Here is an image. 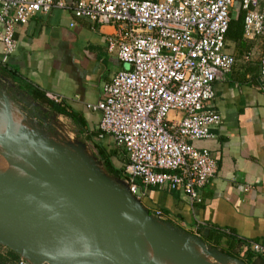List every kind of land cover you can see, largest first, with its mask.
I'll list each match as a JSON object with an SVG mask.
<instances>
[{
    "label": "built area",
    "instance_id": "1",
    "mask_svg": "<svg viewBox=\"0 0 264 264\" xmlns=\"http://www.w3.org/2000/svg\"><path fill=\"white\" fill-rule=\"evenodd\" d=\"M238 6L246 12L245 37L264 38V0H75L69 7L65 0H0L1 61L8 63L18 50L17 27L53 8L116 25L109 50L128 68L87 109L101 114V137L111 136L125 150L131 195L141 186L169 187L197 202L199 190L219 172L210 150L194 142L212 139V128L222 124L209 103L216 97L215 84L236 63L227 53L226 36ZM261 77L264 93V48ZM248 245L264 257V244Z\"/></svg>",
    "mask_w": 264,
    "mask_h": 264
},
{
    "label": "crops",
    "instance_id": "2",
    "mask_svg": "<svg viewBox=\"0 0 264 264\" xmlns=\"http://www.w3.org/2000/svg\"><path fill=\"white\" fill-rule=\"evenodd\" d=\"M74 1L65 0V3L69 7ZM238 8L233 10V16L238 14ZM118 29L116 25H98L88 18H77L70 9L60 8H53L48 14H36L28 24L18 26L19 45L8 61L10 72L0 73V83L10 94L7 96L0 88L5 101L0 102V107L5 117L17 125H52L51 117L58 120L59 125L67 121V117L54 114L35 99L34 94L40 92L65 101L84 116L91 131L101 134V114L88 110L87 105L101 101L104 86L119 71L128 68L119 60L117 52L109 50V39ZM2 31L0 24V33ZM263 48L261 36L246 38L244 34L239 46L227 41V53L234 56L236 63L232 71L215 84L216 97L209 103L222 116V124L212 128V139L194 142L196 147L209 149L219 166L216 177L199 190L200 201L192 202L186 193L169 187L141 186L134 196L128 191L127 180L120 183L124 195L139 208L152 217L160 211L161 218H156L167 228L195 242L201 241L230 264L242 263L221 254V248L240 256L244 264H264L262 256L254 253L245 256V247L239 243L233 248L222 243L220 249H216L204 236L209 230H215L243 241L264 244ZM2 54L0 42V61ZM11 72L16 75H10ZM102 140L108 148L121 150L123 162L117 164L126 168L127 175L125 150L118 147L111 136H104ZM202 228L203 235L199 231ZM138 234L148 237L145 233Z\"/></svg>",
    "mask_w": 264,
    "mask_h": 264
},
{
    "label": "rangeland",
    "instance_id": "3",
    "mask_svg": "<svg viewBox=\"0 0 264 264\" xmlns=\"http://www.w3.org/2000/svg\"><path fill=\"white\" fill-rule=\"evenodd\" d=\"M0 102H5L1 93H0ZM0 111L1 107H0ZM4 116H6L5 112L2 111ZM10 120V119H9ZM33 121V120H32ZM39 122L38 120H36ZM15 126L14 122H12ZM24 131L30 133L32 136L31 138L34 140L35 144L33 146L36 147L37 150H33V152L28 153L26 151L27 148L32 147L30 143L21 135L17 133H13L3 125L0 126V177L6 176H16L22 172H27L30 174L36 175L38 180L35 182H41L39 179L41 176L48 177L47 170L43 169H30L26 168L27 165L22 162L20 158L25 161H47L50 167L56 171H58L62 177L52 175V180L54 185L57 187L59 191H65L67 193L68 190L70 191V186L77 187L76 183H80V188L83 192H88L96 201V208H98V203L100 202L103 206L104 213L106 215V219L108 221V225L118 232L128 235L132 238V240L142 248V250L146 253V255L150 258V260L154 264H183L178 256L174 253V251L160 238L152 233V230L149 232L152 233L151 238L146 236H141L138 233L140 230V225L135 223L136 219L138 222L142 223V219L145 221L146 219L140 214L141 219L135 218L132 220L131 217L133 214H129L127 212L118 211L117 213V206L114 202L107 201L104 199L100 194L96 191L91 189L89 185L95 184L100 187L102 191L106 192L97 181L93 178L94 175H99L106 179L107 183L109 184L110 188L114 190H118L123 193L121 188L123 187L122 184L118 181V179L110 176L103 166L97 162L93 158V153L89 149H84L80 151L83 155H85L89 162H87V166L84 165L77 153L74 150H71L67 144L72 143L78 146L76 133L74 132L75 126L71 122V120L61 121V125H59L58 120L54 123L52 122V128L55 129L56 134L53 135L49 133L47 130L43 129L40 125L34 124H22L20 126ZM39 148V149H38ZM35 149V148H33ZM15 150V153L13 152ZM78 152V151H77ZM42 153V158H41ZM18 154V155H17ZM30 154L32 156H30ZM27 155V156H26ZM52 155V156H51ZM20 156V158H19ZM39 156V157H37ZM37 159H36V158ZM66 162L68 164V169L64 168L63 163ZM120 164H118L119 166ZM20 172L9 174L7 173L10 170L20 169ZM79 175V177L75 174ZM7 173V174H6ZM20 178V177H19ZM97 178V177H96ZM26 181V178H21ZM64 180V181H63ZM68 180V181H67ZM72 182V183H71ZM69 184V185H68ZM62 185V186H60ZM47 185H43V188L46 189L48 192H51V189ZM3 190V189H2ZM3 193V192H2ZM53 197L52 200L48 198ZM126 200L123 203V199L121 198V205L126 207V209L130 208H137V205L133 204L132 201L125 195ZM1 198V197H0ZM111 198V197H110ZM112 199V198H111ZM62 201L68 202L62 196H52V195H41L38 194L36 191L24 190L20 187H15L12 192L7 190L4 198L3 204L6 208L10 209L16 218L21 217L23 220L22 222L33 223L31 225H42L47 221L54 219V218H62L66 217L64 208L62 207ZM113 201V199H112ZM2 203V201H1ZM139 209V208H138ZM78 210L85 212L87 211L85 208L81 206L79 202L72 201L70 211L72 216L78 213ZM123 215L126 217L120 216ZM28 215L31 218L36 220H43L48 219L46 221H35V222H27L29 219L25 216ZM127 215V216H126ZM68 216V217H69ZM130 217V218H129ZM128 218L130 219V223L132 225H136L139 230H135L131 228L129 225ZM100 219V218H99ZM155 227L159 230L164 232L169 239H171L172 244L180 246L183 250L192 258L194 264H230L229 261L225 259H220L219 261L215 262V259L208 257L204 251H202L201 246L195 242L194 239L189 237H183L182 235H178L174 233L171 229L167 228L163 223L162 220L157 219L155 216L152 217ZM19 220V219H18ZM21 221V220H20ZM147 221V220H146ZM43 222V223H42ZM30 225V224H29ZM144 230H148L143 228ZM143 231V230H140ZM144 232V231H143ZM172 234L175 238V241L169 236ZM157 237V238H156ZM154 239V240H153ZM188 252H187V251ZM14 255H19L20 259L30 260L33 264H55L53 260V255H46V254H29V253H19L13 248L3 244L0 242V260H2L6 264L14 263L16 259H14ZM214 261L208 260V258ZM45 262V263H44ZM60 264H82L81 262H77L73 259H66L64 262Z\"/></svg>",
    "mask_w": 264,
    "mask_h": 264
},
{
    "label": "water",
    "instance_id": "4",
    "mask_svg": "<svg viewBox=\"0 0 264 264\" xmlns=\"http://www.w3.org/2000/svg\"><path fill=\"white\" fill-rule=\"evenodd\" d=\"M2 125L13 133L21 134L30 143V145H32L31 149L36 148L33 146L35 142L31 138L32 135L24 131L20 127L21 125L15 126L0 111V126ZM77 147L79 149H83L82 144H78ZM94 176L98 178L102 188L106 191L108 196L113 199L114 204L118 208L117 213L120 210L122 212H127L128 215L141 214L143 218L148 221V225L152 229V233L163 240L174 251L183 264H194L192 258L181 247L172 244L171 239L154 226L153 221L155 220L152 219V216H150L148 211L139 208L138 206L137 208L126 209V207L121 205V198L123 199V203H125V195L118 190L110 188L104 177L99 175ZM18 177L26 178L27 183L38 180L36 175L27 172L18 174ZM39 179L42 183L46 184L49 189H51V192H48L43 188V186L39 185L36 189L38 194L62 196L67 200L79 202L81 206L90 214L100 218L101 226L94 228L88 227L82 218V212H78L75 216L67 218L63 222L55 225H26L25 222L18 220L10 209L7 211L0 206L1 243L13 248L19 253H29L30 255H53L73 259L77 262H81L82 264H154L142 248H140V246H138L130 236L121 235L109 237L108 221L100 202L98 203V208H94L92 200L82 194L77 187L70 186V192L67 193L65 191H59L51 178L41 176ZM16 183V179L12 178H3L0 180V186H3L4 189L9 192L14 190ZM131 201L133 203V200ZM120 216L124 217L123 215ZM69 227H73L77 233H84L88 244H77L76 242L64 237L62 235V231ZM176 233L180 234L179 232ZM180 235L185 236L183 234ZM196 242L202 247L204 253L208 257L220 260L218 253L208 250L206 246L201 243V241L196 240ZM29 261L31 262V259Z\"/></svg>",
    "mask_w": 264,
    "mask_h": 264
},
{
    "label": "trees",
    "instance_id": "5",
    "mask_svg": "<svg viewBox=\"0 0 264 264\" xmlns=\"http://www.w3.org/2000/svg\"><path fill=\"white\" fill-rule=\"evenodd\" d=\"M245 16H246V12L241 7L238 8V14L236 16L232 15L229 30L226 36L227 41H232L236 43L238 46L242 44L244 39ZM4 71L10 72V66L8 63H3L2 61H0V73ZM11 73L10 75L12 76L16 75L15 73L13 74ZM0 88L4 90V92L8 96H10L9 92L2 83H0ZM34 97L35 99L41 101L44 105L52 109L54 114L64 115L74 124L75 126L74 132L76 133L77 142L78 144L83 145V149H79L76 145L72 143H69L67 145L71 150H74L77 153V156L84 165L87 166V162L89 161L87 157L83 155L80 151L84 149H89L93 153V158L103 166V168L110 176L118 179V181L122 184L126 182L128 178L126 175V168L124 166L119 167L117 164L118 161L123 162L121 159L122 157L121 150H119L118 148L115 149L108 148L104 144L100 132L91 131L84 116L79 112L75 111L73 108H71L65 101L61 100V102H57L54 98H49L45 93H40V92H36L34 94ZM51 120L53 123L56 121V119L52 117ZM39 125L43 129L47 130L49 133L53 135L56 134V131L54 128H52L51 124L48 125V124L40 123ZM123 156H126L125 151L123 153ZM199 231L202 235L204 234L203 228L200 229ZM204 236L207 241L209 242L212 241L214 243V246L217 247L216 249H218L222 245V243L226 244L229 248H233L235 244L239 243L245 247V256L250 257V255L253 254L248 245L249 241H243L236 238L235 236L227 235L224 234L223 232H219L215 230H209L206 235L204 234ZM220 253L229 258L235 259L241 262L242 264L245 263V261L240 256H236L233 253L229 252L228 250L221 248ZM13 257L14 259H16V261L10 264H16L17 262L20 261L19 255H14ZM0 264H6V263L0 260Z\"/></svg>",
    "mask_w": 264,
    "mask_h": 264
},
{
    "label": "bare ground",
    "instance_id": "6",
    "mask_svg": "<svg viewBox=\"0 0 264 264\" xmlns=\"http://www.w3.org/2000/svg\"><path fill=\"white\" fill-rule=\"evenodd\" d=\"M33 150H37L36 148L35 149H30V148H27L26 149V151H28V153H31V152H33ZM18 155V154H17ZM27 156V155H26ZM30 156H32L31 154H30ZM41 158H42V153H41ZM52 156V155H51ZM37 157H39V156H37ZM19 158H20V156H19ZM36 158V157H35ZM21 160H22V162H24L26 165H27V167L26 168H30V169H43V171L44 170H47L48 172H47V174L46 175H48V178H51L52 179V175H54V176H58V177H62V175L58 172V171H56V170H54V169H52L51 167H50V165L47 163V159L43 162V161H41V160H39L38 162L37 161H34V160H32V161H25V160H23L22 158H20ZM37 159V158H36ZM62 163H63V166H64V168H66V169H68V164L66 163V162H63V161H61ZM22 168H20V169H15V170H10V171H8L7 173H9V174H12V173H16V172H20V170H21ZM6 173V174H7ZM78 177H79V175L77 174V172L75 173ZM3 178H12V179H16V181H17V183H16V187H20V188H23L24 190H30V191H36V189L39 187V185H41V186H43V185H46V184H44V183H42V182H35V183H27L25 180H23V179H21V178H19V177H16V176H6V177H0V180L1 179H3ZM80 178V177H79ZM95 181H97L98 182V184H100V182H99V180H98V178H96V177H94L93 178ZM64 181V180H63ZM68 181V180H67ZM72 183V182H71ZM74 184H77V187L78 188H80V183H75L74 182ZM69 185V184H68ZM101 185V184H100ZM60 186H62V185H60ZM47 187V186H46ZM63 187V186H62ZM89 187L91 188V189H93L94 191H96L98 194H100L104 199H106L107 201H110V202H114V201H112V199L110 198V196H108V194L106 193V192H104V191H102V190H100L101 188L100 187H98L97 185H95V184H91V185H89ZM3 189V190H2ZM46 190V189H45ZM82 194H84L85 196H87L90 200H92V202H93V206H94V208H96V201H95V199L91 196V194H89L88 192H83V191H81V190H79ZM3 192V193H2ZM6 192H7V190L6 189H4V187L3 186H0V206L1 207H3L4 209H6L7 211H8V208H6L5 206H4V204H3V198H4V196H5V194H6ZM68 192H70L69 190H68ZM49 200H52V202H53V197H50V198H48ZM1 201H2V203H1ZM71 202L72 201H68V202H65V201H62V207L64 208V211H65V214H66V217H62V218H54V219H51V220H49V221H47L46 223H44V224H42V225H55V224H58V223H60V222H63L65 219H67V218H71V217H73V216H75L76 214H74V215H72V216H69L70 214H71V211H70V207H71ZM54 203V202H53ZM78 212H82V211H80V210H78ZM28 219H29V221H27V222H35V221H46V220H48V219H43V220H36V219H34V218H31L30 216H28V215H25ZM69 216V217H68ZM135 216H136V218H139V219H141V217H140V214H137V215H132V217H131V219L133 220L134 218H135ZM134 217V218H133ZM82 218L84 219V221L86 222V224L88 225V227H90V228H94V227H97V226H101V220L98 218V217H96V216H93L92 214H90L88 211H85V212H82ZM130 218V217H129ZM128 218V221H129V223H130V219ZM17 219H19V220H23L21 217H19L18 216V218ZM124 219L126 220V217H124ZM35 220V221H34ZM135 220V223L137 224V225H140L141 227H140V230H143V231H140L139 230V232H141V234H143V233H145V234H147V236L149 237V238H151V236L150 235H152V233L151 232H149L150 230H152L151 228H150V226L148 225V221H144L143 219H142V223L141 222H138L136 219H134ZM43 223V222H42ZM31 225V224H33V223H27L26 225ZM153 224H154V226H156L155 225V223L153 222ZM129 225H131V226H133L132 225V223H130ZM134 227H136V225H134ZM142 227L143 228H146V229H148V230H144V229H142ZM136 228H138V227H136ZM160 232H162V231H160ZM162 233H164V232H162ZM170 234V233H169ZM62 235L64 236V237H66V238H68V239H70V240H72L73 242H76L77 244H81V245H87L88 244V241H87V238H86V235L84 234V233H77L75 230H74V228L73 227H69V228H66L64 231H62ZM109 237H116V236H121V235H124V234H122V233H120V232H118L117 230H115L114 228H112V227H110L109 226ZM169 236H171V238L175 241V238H174V236L172 235V234H170ZM157 238V237H156ZM154 240V239H153ZM176 246H177V244H176ZM180 247V246H179ZM183 249V248H182ZM185 250V249H184ZM187 251V250H186ZM188 252V251H187ZM53 258V260H54V262H55V264H60V263H62V262H64L67 258H62V257H58V256H53L52 257Z\"/></svg>",
    "mask_w": 264,
    "mask_h": 264
}]
</instances>
